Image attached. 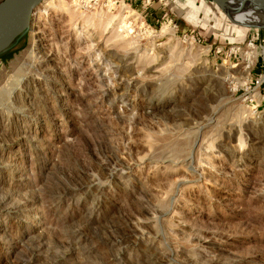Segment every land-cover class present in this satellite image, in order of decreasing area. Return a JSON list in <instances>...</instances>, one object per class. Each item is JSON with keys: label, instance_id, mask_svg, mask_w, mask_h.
Instances as JSON below:
<instances>
[{"label": "rangeland", "instance_id": "374dc122", "mask_svg": "<svg viewBox=\"0 0 264 264\" xmlns=\"http://www.w3.org/2000/svg\"><path fill=\"white\" fill-rule=\"evenodd\" d=\"M38 8L0 53V264H264V28L213 0Z\"/></svg>", "mask_w": 264, "mask_h": 264}, {"label": "water", "instance_id": "95a60500", "mask_svg": "<svg viewBox=\"0 0 264 264\" xmlns=\"http://www.w3.org/2000/svg\"><path fill=\"white\" fill-rule=\"evenodd\" d=\"M44 1L46 0H4L0 3V53L10 48L27 31L34 11ZM251 2L264 11V0Z\"/></svg>", "mask_w": 264, "mask_h": 264}, {"label": "bare ground", "instance_id": "6f19581e", "mask_svg": "<svg viewBox=\"0 0 264 264\" xmlns=\"http://www.w3.org/2000/svg\"><path fill=\"white\" fill-rule=\"evenodd\" d=\"M50 0L44 1L41 5L45 6ZM223 15L228 18L233 24L240 25L244 28L257 26L264 28V11L260 10L251 2V0H213ZM205 9V8H204ZM39 8L34 12V16ZM48 8H44V14H48ZM248 29V28H246ZM245 32V31H244ZM193 40V39H192ZM255 49V48H254ZM252 49L244 55L246 58L247 67L251 68L254 64L257 55L264 57V48L260 51ZM262 53V54H260ZM253 61V62H252ZM36 217L33 218L35 220Z\"/></svg>", "mask_w": 264, "mask_h": 264}, {"label": "built area", "instance_id": "2783aa9c", "mask_svg": "<svg viewBox=\"0 0 264 264\" xmlns=\"http://www.w3.org/2000/svg\"><path fill=\"white\" fill-rule=\"evenodd\" d=\"M255 42H256V39L254 38V37H252V39L251 40H249L248 41V44H247V46H246V48H247V52H250L252 49H254L255 51H260V50H262V48H264V46H260L259 47V50L257 49V46H256V44H255ZM246 52V53H247ZM246 53H244V55L246 54ZM232 54H235V52H232ZM258 57H261V60H262V62H263V65H264V57L263 56H260V55H257L256 57H255V63H257V61H258ZM246 59V58H245ZM264 83V76H261V77H259V79H258V83H256V87H254L253 89H255V90H258V93H257V96H259L261 99V101L262 102H264V89L263 90H261L260 91V89H258L260 86H262V84Z\"/></svg>", "mask_w": 264, "mask_h": 264}]
</instances>
